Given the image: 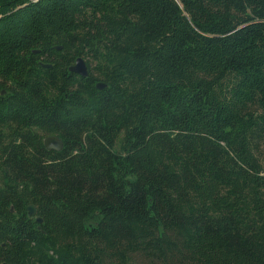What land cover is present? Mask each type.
<instances>
[{
  "label": "trees",
  "instance_id": "obj_1",
  "mask_svg": "<svg viewBox=\"0 0 264 264\" xmlns=\"http://www.w3.org/2000/svg\"><path fill=\"white\" fill-rule=\"evenodd\" d=\"M263 146L264 0H0V264H264Z\"/></svg>",
  "mask_w": 264,
  "mask_h": 264
},
{
  "label": "water",
  "instance_id": "obj_2",
  "mask_svg": "<svg viewBox=\"0 0 264 264\" xmlns=\"http://www.w3.org/2000/svg\"><path fill=\"white\" fill-rule=\"evenodd\" d=\"M55 48L60 49V46H55ZM34 52H38V50H35ZM40 64L46 68L51 67V64H49V63L40 62ZM68 69L70 72L77 73L81 76H87V74H88L87 64H86L85 60L83 59V57H81V56L77 57L74 60L73 64H71L68 67ZM105 86H106V84L103 82H98L96 84V87L100 88V89L105 87ZM43 142H44V145L47 149L60 150L62 147L61 139L55 135L45 137ZM27 213L29 216L34 215L35 214V207L33 205H28L27 206ZM36 221L41 222V218L37 217Z\"/></svg>",
  "mask_w": 264,
  "mask_h": 264
},
{
  "label": "rangeland",
  "instance_id": "obj_3",
  "mask_svg": "<svg viewBox=\"0 0 264 264\" xmlns=\"http://www.w3.org/2000/svg\"><path fill=\"white\" fill-rule=\"evenodd\" d=\"M262 155H263V158H264V146L262 147Z\"/></svg>",
  "mask_w": 264,
  "mask_h": 264
}]
</instances>
